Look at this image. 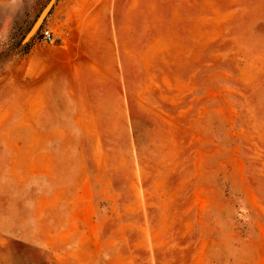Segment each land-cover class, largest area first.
Segmentation results:
<instances>
[{"label": "rangeland", "instance_id": "rangeland-1", "mask_svg": "<svg viewBox=\"0 0 264 264\" xmlns=\"http://www.w3.org/2000/svg\"><path fill=\"white\" fill-rule=\"evenodd\" d=\"M0 264H264V0H0Z\"/></svg>", "mask_w": 264, "mask_h": 264}, {"label": "built area", "instance_id": "built-area-1", "mask_svg": "<svg viewBox=\"0 0 264 264\" xmlns=\"http://www.w3.org/2000/svg\"><path fill=\"white\" fill-rule=\"evenodd\" d=\"M43 40L46 44L52 43V35L50 34L49 31H44L43 32Z\"/></svg>", "mask_w": 264, "mask_h": 264}, {"label": "bare ground", "instance_id": "bare-ground-1", "mask_svg": "<svg viewBox=\"0 0 264 264\" xmlns=\"http://www.w3.org/2000/svg\"><path fill=\"white\" fill-rule=\"evenodd\" d=\"M46 11H47V9L44 10V12L42 13V17L40 18L39 22L37 23V25L35 26V28L32 30V32H31L30 35H32V34L36 31V29L38 28V26H39L40 23H41L42 18L44 17V15H45V13H46Z\"/></svg>", "mask_w": 264, "mask_h": 264}, {"label": "water", "instance_id": "water-1", "mask_svg": "<svg viewBox=\"0 0 264 264\" xmlns=\"http://www.w3.org/2000/svg\"><path fill=\"white\" fill-rule=\"evenodd\" d=\"M45 15H46V13H45ZM44 15V16H45ZM42 17V14L40 15V17L38 18V20L35 22V24L33 25V27H32V29H31V31H30V33L32 32V30L35 28V26L37 25V23L39 22V20H40V18ZM44 18V17H43ZM43 18H42V20H43ZM42 20H41V22H42ZM37 30V29H36Z\"/></svg>", "mask_w": 264, "mask_h": 264}]
</instances>
